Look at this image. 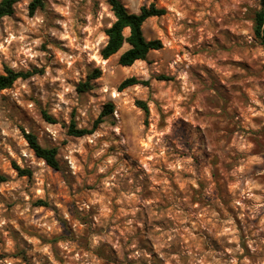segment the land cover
<instances>
[{
  "label": "rangeland",
  "instance_id": "374dc122",
  "mask_svg": "<svg viewBox=\"0 0 264 264\" xmlns=\"http://www.w3.org/2000/svg\"><path fill=\"white\" fill-rule=\"evenodd\" d=\"M122 2L135 13L151 3L167 10L143 25L145 37L162 40L163 47L132 66L119 64L128 44L108 59L101 55L104 41L100 37L107 38L105 31L115 17L107 0H44V6L34 14L29 3L27 17L15 7L12 15L0 20V57L5 49L18 50L21 58L30 51L35 53L36 64L26 61L29 68L41 70L0 92V264H148L149 259L152 264H184L183 257L194 251L202 254L196 257L198 264H212L213 258L216 264H224L237 243L249 255L252 249L248 244L256 247L264 242V48L254 34L255 15L245 18L253 26L249 32L231 8L234 0ZM21 3L23 0L16 5ZM84 12L86 16L80 15ZM97 18L100 28H96ZM27 20H33V26L42 20L43 27L21 36L18 30ZM245 33L252 36L251 44ZM77 45L85 51L81 53ZM89 53L91 58L85 62ZM5 66L0 64L3 71ZM154 67L167 69V74L152 72ZM65 69L83 79L61 80ZM96 69L101 70V76L83 87ZM105 70L120 83L131 76L141 79L148 71L151 83L114 88L112 97L100 105V114L107 103L114 104V112L104 116L91 134H70L72 124L77 128V108L70 109L67 121L56 119L49 114L54 107L49 97L64 88L68 90L65 99L74 104L98 100L95 90L101 85L92 81H101ZM189 75L195 81L192 87L203 89L196 98L202 106L212 112L231 106V113L216 127L221 139L236 151H209L216 140L197 123L196 117L203 118L198 109L191 120L180 115L183 96L175 84L178 78L190 83ZM141 88L167 94L162 103L173 105L168 118L175 116L180 121L174 132V122L164 130L165 117L156 102L151 107L147 104L150 112L146 116L137 104ZM129 89L137 96H130ZM39 97H45L47 103ZM129 102L144 116L142 136L136 132L135 119L127 125L138 149L121 145L108 175L84 169L88 182L80 181L77 170L83 168L82 159L90 158L92 135L107 131L109 125L114 127V120L108 118L118 115L117 103L127 108ZM60 103L61 108L68 107L63 100ZM44 112L55 121H48ZM100 114L90 127L79 129H92ZM152 116L155 122H150ZM190 123L202 131L208 145L199 155L192 152L188 139L186 125ZM244 124L251 127L245 129ZM66 126L69 139L57 142L53 132L59 135L58 130ZM26 133H34L42 146L58 149L59 169L35 155ZM177 136L188 151L175 147ZM98 139L107 143L103 136ZM154 142L158 150H152ZM116 150L110 147L106 158L112 160ZM14 164L23 165L21 168L31 174L20 175ZM118 168L124 175L113 184L110 177ZM205 169L210 179L202 177ZM81 203L88 204V209L80 208ZM90 235L107 239L92 248Z\"/></svg>",
  "mask_w": 264,
  "mask_h": 264
},
{
  "label": "clouds",
  "instance_id": "9594fccd",
  "mask_svg": "<svg viewBox=\"0 0 264 264\" xmlns=\"http://www.w3.org/2000/svg\"><path fill=\"white\" fill-rule=\"evenodd\" d=\"M31 3V0H23V3L18 4L14 7H18L21 9V11L18 14H22L23 16L27 17V5ZM232 10L237 13L240 17V20L242 21L241 26L244 28H247L249 32L252 31V25L248 24L246 21L247 18H252L255 14H262L264 15V7H261V0H234V2L231 4ZM80 15H85L86 12L80 13ZM116 18L113 17V22H115ZM34 21L33 20H27L26 24L20 25L19 33L21 36H23L25 33H32L37 32L40 28L43 27V21L41 20L36 26H33ZM96 28H100V21L99 18L95 21ZM111 25H108L110 27ZM47 31V29H45ZM93 32H95V29H93ZM125 34L130 35V30L126 29ZM53 35H56V33H53ZM93 40H95V36L92 37ZM209 39H211V33H209ZM245 39L248 41L249 44L252 42V36L245 33ZM100 40H103L104 43L101 45V47H107L108 41L107 38L101 36ZM97 44H99V41H96ZM243 45V42H242ZM27 47V45H25ZM79 47V50L81 53L85 51V47H82L80 45H77ZM127 47V46H126ZM96 51H99V48L95 49ZM35 53L33 52H26L25 57L21 58V56L18 54V50L9 52L7 49L4 50V56L0 57V64H7L8 69L13 73H19L22 70L25 72L31 71L29 68V64L26 61H31L32 64H36V61L33 59ZM77 60H81V56L77 55L75 57ZM90 53L85 56L83 59L86 62L88 59H90ZM239 58V57H237ZM66 59V58H65ZM39 67V65H36ZM83 64L81 65V67ZM92 67H96V65H92ZM152 72H161L163 71L165 74H167V69H159V68H153L151 70ZM0 75H6V73L3 71V68L0 67ZM66 77H71L72 79H83V77H77L74 72H70L68 69H65V72L62 74L61 80ZM143 80H150V74L148 71H145L144 75L141 77ZM189 81H191L188 84H185L183 79L177 80L175 87L177 90L181 93L183 96V103H184V111L181 112L180 115L184 116L187 119L192 118L196 110L198 109L201 113H203V118L196 117L197 123L201 125L203 130L209 134H211L212 138L216 140V144L212 146V148L209 149V151H216L219 150V153H229L236 151L233 148H230L226 141L221 139V135L218 132V129L216 125L220 123L221 119H224L231 113V106H228L227 108H222L220 112H212L209 110L207 105H203L201 102L197 101V96L200 94L203 89L199 86L192 87V84L195 83V81L191 80V77L189 75ZM20 81L17 80L16 84L20 85ZM92 83H99L101 86L97 88L96 95L99 97L98 100H88L86 104L80 105V104H74L71 101L65 99L64 92L68 91L67 89L61 88L59 91L54 92L51 94L49 99L54 104V107L49 109V114L52 115L56 119H63L64 121H67L69 119L68 112L72 107L77 108V116L75 117L77 124L76 127L82 128V127H90L91 121L97 117L100 114V105L103 104L106 100L110 99L113 94V89L118 87L120 84V80L112 78L107 70H105V75L102 78L101 81L93 80ZM151 83V81H150ZM23 92L27 93L28 89L24 88ZM128 94L130 96H137V93L133 89L128 90ZM12 97L15 98L17 96V93L13 92L11 93ZM167 94L165 93H158L155 91V88H153L152 92H149L145 88H141L139 90L138 98L142 101H144L146 104L149 105V107L152 106L153 102H156V106L158 108H162L163 115L165 117L164 123L166 125L165 131H168V127L175 123V127L172 128V131H175V128H178L180 126V121L177 120L175 116H172L171 119L168 118V114L170 109L173 105L171 104H163L162 101L164 97ZM59 97V99H57ZM42 100H45V97H39ZM72 98L73 100L76 99L75 92H72ZM119 99V98H118ZM63 100L68 107L61 108L60 101ZM45 103H47V100H45ZM116 112L118 115L109 117L108 119L114 120L115 126H108L107 131L105 132H96L92 135L91 141H90V148H89V159H82L83 168L78 169L80 176V181L88 182L87 176L85 175L84 169H92L94 173H100L103 172L105 175H108V173L112 170L114 167L116 160L115 157L120 156L119 148L121 145H128L130 149H138V145L135 144L133 136H132V130L127 127L130 119L136 120V132L138 136L143 135V129L140 128V122L144 119V116L140 115L138 113V110H134L131 108V104L129 102V106L127 108H124L122 105L117 103L116 106ZM212 117H216V119H213ZM150 122H155L156 117L152 116L149 117ZM227 122V121H226ZM232 123H235V121H232ZM105 125H101V128L103 129ZM245 129L250 128L251 125L244 124L242 125ZM186 128L188 129V139L189 142L192 144V152L199 155L200 153L204 152L205 149L208 147L207 143L203 141V133L201 130L197 129L193 124L186 125ZM59 135H57V132H53L54 137L56 138L57 142L61 139H69V137L66 135L68 132V127L66 126L64 129L58 130ZM111 133V135H109ZM121 133H124V135H121ZM250 135L251 133H246ZM103 136L105 139H107V143H104L102 140L98 139L99 137ZM85 139H88L85 137ZM169 139H173L172 135H169ZM159 140V137L157 138ZM175 147L177 149H180L182 151H188L184 148V141L179 137H175L174 139ZM110 147H115L117 150L115 153H113V159L109 160L107 159L108 150ZM159 145L154 142L153 149L152 150H158ZM247 147H251L250 145ZM27 155H31V153H28ZM157 163L154 161V164ZM186 163V162H185ZM101 164L102 167L96 168L95 165ZM23 167V165H21ZM186 171L188 169H185ZM207 170H204V173L202 174V177L205 179H210L206 176ZM117 173H119V176H117ZM124 175L123 169H117L116 172L112 174L113 184H118L120 182V178ZM79 183V181H78ZM80 208L87 210L89 205L86 203H81ZM97 219V223H100L99 218ZM94 227V226H93ZM193 228H195V225H193ZM129 231L131 229L129 228ZM107 236H89L90 245L92 248H95L98 243L101 240H106ZM22 246V245H21ZM135 244L133 243V247ZM248 247L252 249V252L249 255H245L243 253L242 248L240 247V244L237 243L233 248L230 257L224 262V264H264V242H260L256 245V247H253L252 244H248ZM136 255H139V253H136ZM202 254L200 252H195L190 257H183V254L181 253V256L184 259V264H198V261L196 260L197 256H201ZM175 260V258H172ZM148 264H152V261L149 259ZM212 264H216L215 259L213 258Z\"/></svg>",
  "mask_w": 264,
  "mask_h": 264
},
{
  "label": "trees",
  "instance_id": "16d2710c",
  "mask_svg": "<svg viewBox=\"0 0 264 264\" xmlns=\"http://www.w3.org/2000/svg\"><path fill=\"white\" fill-rule=\"evenodd\" d=\"M20 0H0V20L6 16H10L15 12V5ZM110 8L116 18L115 22L106 29L107 47L101 49V55L104 59L110 58L112 55L117 54L125 44L129 47L120 55L119 64L122 66H132L136 61L146 60L150 51L159 50L163 47V42L160 39H147L144 35L143 25L151 17L161 16L166 14L165 8L158 7L155 3L149 6L144 5L140 8L138 13L130 12L122 0H107ZM44 6V0H31L29 4L30 13L34 14L39 8ZM261 7H264V0H261ZM254 34L258 38L264 48V15L255 14L254 17ZM130 30V35L125 34V30ZM41 70L33 69L29 72L21 71L19 73L11 72L7 66L4 67L6 75H0V92L11 88L13 84L20 78L27 79ZM101 70L96 69L90 75L89 81L83 87L90 86V80L96 79L101 76ZM165 79V78H161ZM150 84L149 80H143L136 76L125 78L119 85V90H123L130 86ZM137 104L145 111L146 116L149 115L148 105L142 101L137 100ZM115 106L113 103L105 104L100 116L94 121L92 129H77L72 124L70 127V134L74 136H84L91 134L98 128L100 123L103 122V117L113 113ZM44 117L51 122H54L49 114L44 112ZM25 138L29 143L30 148L34 151L35 155L43 159L47 165L54 169H59L58 162V149L56 147H44L40 144L37 136L34 133H26ZM14 167L20 175L31 174L28 169L21 168L19 165L14 164Z\"/></svg>",
  "mask_w": 264,
  "mask_h": 264
}]
</instances>
